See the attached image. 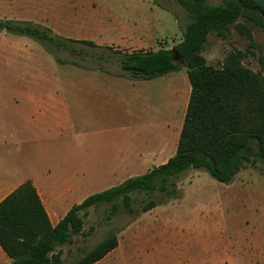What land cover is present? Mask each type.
Returning a JSON list of instances; mask_svg holds the SVG:
<instances>
[{"label": "rangeland", "instance_id": "374dc122", "mask_svg": "<svg viewBox=\"0 0 264 264\" xmlns=\"http://www.w3.org/2000/svg\"><path fill=\"white\" fill-rule=\"evenodd\" d=\"M190 1L123 0L120 5H134L136 11L131 13L129 21L121 25H114L108 17L98 18V26L94 28L99 42L95 44L96 49L73 44L75 48L83 49L84 56H72L63 51L52 54L32 38L0 31V138L7 137L12 127L21 148L20 154L7 155L9 151L14 153L15 147L9 145L5 138L7 143L0 145V157L15 166H23L29 159L24 155V142L29 141V125L23 120L25 114H29V95L37 98L47 95L30 90L31 84L72 86L86 71L98 69L100 63L110 74L121 72L115 60L98 62L94 55H113L114 50L127 51L128 44L121 38L124 34H145L143 50L171 48L181 40L185 24L193 16L186 8ZM103 3L112 4L110 1ZM207 4H222V0H207ZM158 5L168 11H160ZM93 8L100 15L105 10L99 3H95ZM41 9V0H0V19L41 26L44 22L49 23L51 18L50 13L44 14ZM171 13L177 19L178 27ZM56 18H53L55 22ZM240 24L248 27L250 38L238 33L236 25ZM218 45L224 56L239 53L240 63L258 75L264 86L263 19L260 22L256 15L240 16L222 38L215 32L208 35L201 55L208 64L221 67L224 56L219 57ZM105 47L109 49L104 50ZM177 74L183 75V71L172 75ZM170 78L163 76L150 82V104L156 110L159 108L162 120L174 95ZM78 126L74 122L67 126L64 132L66 149H72ZM80 130L84 131L83 128ZM177 189L176 199L167 200L137 217L143 215L141 222L146 228L152 227L156 221L168 222L169 227L178 229L177 234L152 238L148 242L150 256L134 253L130 261H112L111 264H191L213 256L220 260L219 264H264V168L261 165L240 170L228 185L214 180L205 171L189 170L178 178ZM92 190L98 193L104 189L97 187ZM157 194L154 192L150 197L156 198ZM130 198L131 205L138 208V204L147 201L148 195L133 192ZM78 215L83 221L82 228L60 246L59 264H77L84 254L114 232L120 237L131 217L124 211L111 216L108 203L80 210ZM108 262L109 259H104L100 264Z\"/></svg>", "mask_w": 264, "mask_h": 264}, {"label": "trees", "instance_id": "16d2710c", "mask_svg": "<svg viewBox=\"0 0 264 264\" xmlns=\"http://www.w3.org/2000/svg\"><path fill=\"white\" fill-rule=\"evenodd\" d=\"M186 8L193 16L185 24L180 42L170 49L114 50L113 55L92 56L98 62L115 60L131 80H145L181 66L185 68L190 94L176 154L144 175L89 195L55 226L49 223L31 182H23L0 201V247L12 259L11 264H59L60 246L82 228L80 210L108 203L111 216L118 211L131 215L126 227L140 213L176 199L177 180L189 170L205 171L214 180L228 185L247 166L259 164L264 168L262 79L240 63L239 53L226 54L221 67L208 64L201 55L211 32L222 38L240 16L256 15L261 22L264 10L253 0H222L218 5H209L207 0H191ZM236 30L250 38L246 25H236ZM0 31L32 38L52 54L63 51L84 56L83 49L73 44L96 49L92 42L62 38L31 22L0 19ZM97 68L109 72L101 63ZM133 192L148 195L147 201L138 204V208L131 205ZM154 192L158 193L157 197L151 198ZM116 246L114 232L84 254L77 264H94Z\"/></svg>", "mask_w": 264, "mask_h": 264}, {"label": "crops", "instance_id": "0c3cea01", "mask_svg": "<svg viewBox=\"0 0 264 264\" xmlns=\"http://www.w3.org/2000/svg\"><path fill=\"white\" fill-rule=\"evenodd\" d=\"M104 1L112 4L105 5ZM122 1L41 0V12L50 13L52 18L41 26L62 38L96 44L99 42L94 28L98 26V18L108 17L114 25H121L136 11L134 5H120ZM95 3L104 6L101 15L94 10ZM157 7L160 11H168L160 5ZM172 18L178 27L173 14ZM145 36L143 33L137 36L124 34L121 38L128 44L127 51L132 52L145 49ZM217 49L222 58L224 54L219 45ZM179 70L183 75H172ZM163 76H171L174 95L162 120L159 108L156 110L150 104V82ZM29 88L47 95L40 98L29 95V114L23 117L29 125V141L24 142V155L29 157L27 162L15 166L0 157V201L20 184L30 181L51 226H55L74 205L95 194L96 190L92 189L105 190L128 178L144 175L176 154L190 94L183 66L145 80H131L122 71L110 74L96 69L86 71L72 86L42 83L31 84ZM72 122L79 124V132L74 135L72 149H66L64 132ZM82 128L84 131L80 130ZM10 129L7 137L0 138V145H6V138L8 144L15 147L14 153L9 151L7 155L20 154L16 135L12 127ZM220 214L223 216L222 212ZM142 216L125 227L117 237V246L94 264H100L104 259H109L108 264L130 261L134 253L149 255L148 242L152 238L178 232L165 221H156L146 228L142 225ZM11 262L0 247V264ZM219 263L220 260L213 256L191 264Z\"/></svg>", "mask_w": 264, "mask_h": 264}, {"label": "water", "instance_id": "95a60500", "mask_svg": "<svg viewBox=\"0 0 264 264\" xmlns=\"http://www.w3.org/2000/svg\"><path fill=\"white\" fill-rule=\"evenodd\" d=\"M253 1L258 3L262 7V9L264 10V0H253ZM175 59H177V57H175Z\"/></svg>", "mask_w": 264, "mask_h": 264}]
</instances>
